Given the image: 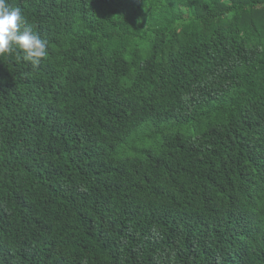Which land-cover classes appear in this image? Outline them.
<instances>
[{
    "label": "trees",
    "instance_id": "obj_1",
    "mask_svg": "<svg viewBox=\"0 0 264 264\" xmlns=\"http://www.w3.org/2000/svg\"><path fill=\"white\" fill-rule=\"evenodd\" d=\"M0 264H264V0H8Z\"/></svg>",
    "mask_w": 264,
    "mask_h": 264
},
{
    "label": "clouds",
    "instance_id": "obj_2",
    "mask_svg": "<svg viewBox=\"0 0 264 264\" xmlns=\"http://www.w3.org/2000/svg\"><path fill=\"white\" fill-rule=\"evenodd\" d=\"M47 43L28 25L19 7L0 0V56L15 54L16 60L38 68L49 54Z\"/></svg>",
    "mask_w": 264,
    "mask_h": 264
}]
</instances>
